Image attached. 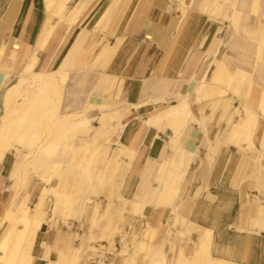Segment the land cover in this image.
<instances>
[{
	"label": "crops",
	"instance_id": "crops-1",
	"mask_svg": "<svg viewBox=\"0 0 264 264\" xmlns=\"http://www.w3.org/2000/svg\"><path fill=\"white\" fill-rule=\"evenodd\" d=\"M101 1L73 0L67 17L58 22L34 67L35 71L41 70L54 58L53 68H62L69 58L76 56L69 80L74 84L84 63L88 61L91 66L96 61L98 43L117 46L105 72L124 79L121 99L103 97L102 103L108 109H122V122L127 123L111 136L113 159L126 147L134 151V156L121 179L106 178L102 187L97 188L98 195L92 197L104 204L109 197L103 189L111 183L115 187L110 197L115 206L111 212L113 224L124 213L123 216L140 223L144 231L148 227L155 229L153 244L162 249L170 264H177L181 250L184 256H193L207 231L212 232L210 253L214 259L264 264V169L256 158V152L264 149V116L259 112L264 73L257 61V41L239 33L230 42L224 39L216 53L208 54L218 30L225 37L229 23L203 12V0H191L187 18L179 29L183 10L170 5L168 0H120L108 28L95 32L93 25ZM259 4L262 9L264 2ZM47 17L45 0H0V42L21 40L24 47L21 60L11 68L13 82L24 69ZM248 22L257 23L253 12L249 13ZM216 61H223L232 73L243 69L254 76L251 95L246 100L232 91L225 96L213 94L209 90L215 86L211 79L203 91L197 92L194 76L203 64ZM87 73V88L97 86L103 70L89 69ZM185 98L199 122L187 127L181 144L174 150L169 135L144 119L153 118L163 108ZM244 106L257 110L259 117L251 143L237 145L229 140L227 129L230 120H240L235 110ZM100 113L99 109L95 111L97 117ZM95 123L100 126L98 121ZM218 137V152L212 159L211 142ZM183 149L196 156L191 159L175 198L177 221L171 218V207H157L153 202L144 206L142 215L119 209V195L132 199L142 194L144 200H157L161 194L155 185L160 165L170 156L177 159ZM18 161L16 150L0 161V240L10 225L4 216L14 193L20 191L22 198L28 196L34 205L42 188L41 180L34 174L25 189L20 187L19 180H11ZM52 204L50 201L49 209ZM49 218L50 215L34 242L31 264H99L72 257L75 248L87 246L84 235L88 221L76 220L65 228L62 220ZM145 262L153 264L151 257Z\"/></svg>",
	"mask_w": 264,
	"mask_h": 264
},
{
	"label": "bare ground",
	"instance_id": "bare-ground-1",
	"mask_svg": "<svg viewBox=\"0 0 264 264\" xmlns=\"http://www.w3.org/2000/svg\"><path fill=\"white\" fill-rule=\"evenodd\" d=\"M72 1L45 0L47 20L35 47L29 51L24 69L14 82L11 68L22 58L23 42L21 40H12L9 44L0 42V112H2L0 161L8 159L11 151L16 150L19 161L12 171L11 180L17 179L22 182L20 187L24 189L33 174L42 182L38 199L33 206L28 203V196L22 198L20 191L14 193L4 216V220L10 225L0 240V264H31L34 242L49 215V220H62L64 227L67 228L76 220L81 221L87 214L92 228L88 235L84 236L85 239L91 242L106 237L113 218L111 212H114L115 207L110 198L115 187L110 183L103 189L109 200L102 205L90 193L97 196L99 193L97 188L102 187L108 177L121 179L134 156V151L126 147L121 153H116L113 159L111 136L127 123L122 122L125 115L122 109H108L102 103L103 97L121 99L124 79L105 72L117 46L104 41L98 43L96 61L94 60L91 66L88 61L84 63L83 72L74 84H70L69 80L70 68L73 67L76 56L69 58L65 67L54 69V58L53 60L50 58L41 70H34L58 22L67 17ZM168 1L170 5L183 10V18L178 24L179 29L187 18L191 0ZM260 1L253 0L251 3L250 0H237L233 3L232 0H203L201 8L203 12L229 23L225 37H221L219 35L221 29L218 30L209 46L208 54L216 53L224 39L230 42L236 34H247L258 43L257 61L260 71L264 73V4L261 9ZM119 2L120 0L101 1L93 25L95 32H104L108 28ZM251 12L256 16L255 24L248 22ZM89 69L103 70V73L97 86L88 91L86 80ZM209 79L212 84L217 85L209 88L213 94L225 96L232 91L244 100L251 95V85L254 82L252 74L243 69H237L232 73L228 71L223 61L202 65L194 76L197 92L206 88ZM96 109L101 110L98 117L95 114ZM259 112L264 116V89L259 98ZM235 114L240 116V120L236 123L229 121L227 129L229 140L237 145L243 143L248 145L251 143L259 113L251 107L244 106L241 109L237 108ZM144 120L167 133L174 150L181 144L180 139L187 127L192 122H199L188 98L178 104L169 105L153 118L146 117ZM97 121L100 126L95 125ZM219 142L220 137L211 142L212 159H215L218 152ZM179 153L177 159L170 156L160 165L155 185L161 194L157 200H144L142 194L132 199L119 195L117 202L119 209L142 215L144 206L148 202H153L157 207H171V218L177 221L179 215L175 211V198L180 183L187 174L190 161L196 156L188 149H183ZM256 154L261 168L264 169V149ZM50 201L53 204L49 209ZM101 222H104V229L98 233L96 227H99ZM156 232L150 227L144 231L143 240L139 244V248L144 251L142 260L144 262L151 257L153 264H170L162 249L153 244ZM107 239H112V235ZM211 244L212 232L207 231L194 255L184 256L181 250L177 264H234L214 259L210 253ZM98 249L95 245H82L74 249L72 257L74 260L81 257L88 259L96 256ZM121 254L126 255L122 264H136L125 250Z\"/></svg>",
	"mask_w": 264,
	"mask_h": 264
},
{
	"label": "rangeland",
	"instance_id": "rangeland-1",
	"mask_svg": "<svg viewBox=\"0 0 264 264\" xmlns=\"http://www.w3.org/2000/svg\"><path fill=\"white\" fill-rule=\"evenodd\" d=\"M87 89L89 91L92 88H87ZM109 109H116V108L110 107ZM97 111L98 109L96 110V112ZM96 124L98 125V123H95V125ZM90 195L92 196L95 194L90 193ZM99 201L101 202L100 203L101 205L104 202L101 200ZM28 203L32 205V203H30L29 201ZM123 215L124 213H122V216H120L119 221L115 222L114 224L112 222L113 221L112 218V221L108 226V230L106 232L107 233L106 237H102L91 242L87 241L86 239L85 241L86 245H95L99 248L96 256L88 258L89 260L98 262L99 264H122V262L124 261V257L126 255L123 256L121 252L125 250L126 254L128 253L129 256L135 260L136 264H146V262L145 261L143 262L142 260L143 259L142 252L144 251L141 250V248H139V244L143 240V233H144L143 227L140 223L138 224L136 220H130L128 217ZM85 216L86 217L84 218V222L88 221L87 222L88 225L85 228L84 236H87L92 228V223L91 221L88 220V216L87 215ZM55 220L57 221V219ZM103 223L104 222H101L102 226L100 225L99 227H96V231H98V233H101V231L103 232L104 229ZM79 225L82 226V222H79ZM112 231L115 233L111 234ZM108 234L112 235V239H107V237H109ZM108 254H110L111 257H106L108 256Z\"/></svg>",
	"mask_w": 264,
	"mask_h": 264
}]
</instances>
